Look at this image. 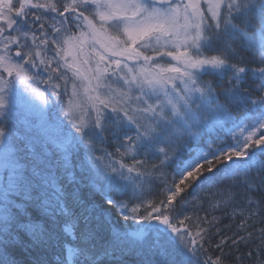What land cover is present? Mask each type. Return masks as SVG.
I'll list each match as a JSON object with an SVG mask.
<instances>
[{"label": "snow or ice", "instance_id": "snow-or-ice-1", "mask_svg": "<svg viewBox=\"0 0 264 264\" xmlns=\"http://www.w3.org/2000/svg\"><path fill=\"white\" fill-rule=\"evenodd\" d=\"M0 264H264V0H0Z\"/></svg>", "mask_w": 264, "mask_h": 264}]
</instances>
